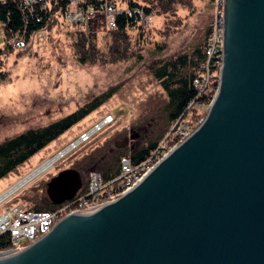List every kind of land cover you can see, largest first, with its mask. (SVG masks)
<instances>
[{"label":"water","instance_id":"95a60500","mask_svg":"<svg viewBox=\"0 0 264 264\" xmlns=\"http://www.w3.org/2000/svg\"><path fill=\"white\" fill-rule=\"evenodd\" d=\"M223 17L219 86L201 123L129 190L63 216L0 264H264V0H224ZM81 185L64 168L47 193L59 203Z\"/></svg>","mask_w":264,"mask_h":264},{"label":"rangeland","instance_id":"374dc122","mask_svg":"<svg viewBox=\"0 0 264 264\" xmlns=\"http://www.w3.org/2000/svg\"><path fill=\"white\" fill-rule=\"evenodd\" d=\"M176 7L181 17L176 27L171 28L162 16L151 13L142 22L148 27L143 33L144 43L138 44L137 31H130L132 35L130 33L123 59H111V35L98 23L92 35V48L101 56L96 62L77 60L73 42L74 28L79 26L68 22V26L36 30L27 44L15 46L12 52L5 54L6 76L0 80V142L75 112L99 95L104 94V99L0 178L1 193L21 182L58 150L83 137L82 133L94 129L49 168L16 189L0 204V213L16 204L26 209L41 205L46 195L41 192L42 189L45 193L46 179L64 168L77 170L84 186L88 174L99 171L97 162L110 159L107 153L112 154L125 138L134 148L162 133L168 96L148 66L156 59L184 51L201 40L212 18L214 2L190 0L188 6L179 4ZM84 33L88 37V33ZM160 42L163 47L158 49ZM106 115H111L112 120L100 124ZM168 132L167 129L159 143L166 141Z\"/></svg>","mask_w":264,"mask_h":264},{"label":"trees","instance_id":"16d2710c","mask_svg":"<svg viewBox=\"0 0 264 264\" xmlns=\"http://www.w3.org/2000/svg\"><path fill=\"white\" fill-rule=\"evenodd\" d=\"M129 2L131 5L134 4L143 8L144 13L147 15L152 13L156 16H162L166 24L172 28L176 27L181 19L176 6L179 4L188 6L190 0H129ZM67 7V0H49L47 10L38 11L40 15H38L39 20H37L31 18L33 14H30L29 8L25 5L22 7L18 0H0V23L3 31L0 44V80L6 76L5 54L12 52L15 46L27 44L32 34L40 28L68 26L69 24L64 18ZM145 28L148 27H144V24L137 21L132 14L118 15L116 26L107 29L111 35L109 47L113 49L111 59H123L126 56L124 50L127 49L125 47L126 43H129L128 39L132 35L130 31H137L135 38H138V44L144 43L143 33H145ZM74 34L73 47L77 60L80 63H93L100 60L101 56L97 50L92 48L94 36L88 35L90 37L88 38L85 36L84 30L77 26L74 28ZM207 35L208 26L203 31L202 39L191 44L188 49L167 57H161L149 64V70L168 96V100L164 104L166 115L164 129L154 140H149L141 146L133 148L126 138L122 144H117L112 154L107 153L110 159L103 158L97 162L96 169L101 172L104 179H109L119 173V162L122 156H129L133 164L144 160L150 151L158 146L164 132L167 129L170 130L175 120L183 116L189 102L197 96L193 79L200 72V63L205 58L204 48ZM162 47L163 42H160L157 48ZM103 96L104 94L93 98L84 107L60 119L36 128L27 129L0 142V178L58 137L61 132L85 115L89 109L100 103L104 99ZM188 113L189 125L192 131L200 124L205 112L192 106L188 109ZM169 141L173 143L175 137L172 135ZM52 204L53 201L48 197L47 200L42 201L41 205H34L31 209H49ZM5 246L7 244L3 238H0V248Z\"/></svg>","mask_w":264,"mask_h":264},{"label":"built area","instance_id":"2783aa9c","mask_svg":"<svg viewBox=\"0 0 264 264\" xmlns=\"http://www.w3.org/2000/svg\"><path fill=\"white\" fill-rule=\"evenodd\" d=\"M18 2L22 7L23 5L28 7L30 14H33L31 18L37 20H39L40 10H47L49 6V0H18ZM213 2L214 11L208 25V35L204 48L205 58L200 63V72L193 79L197 96L189 102L183 116L177 118L172 124L165 137L166 141L159 143L144 160L136 164L132 163L129 156H122L119 162V173L109 179H104L100 171H91L88 174L86 184L81 186L71 198L56 203L49 209L32 210L16 204L1 212L0 238H3L7 246L10 243H21L23 239H28L33 234L41 232L45 224L56 221L59 216H65L73 212L74 209L84 208L83 211L90 212L117 198V192H124L126 187L135 184L139 177L154 167L157 159H162L176 145L177 140L182 137L186 130H191L188 109L193 106L197 110L205 112V107L211 101V98H207L211 78H216V68H219V64H221L220 41L224 30V0H213ZM67 4L68 7L64 12L66 22L78 25L91 36L95 33V28L98 25L106 29L114 28L118 15L132 14L139 22L146 21L150 15L145 14L143 8L134 4L131 5L129 0H67ZM0 28H2L1 23ZM2 34L3 31L0 29V37ZM111 120L112 117L106 115L100 124ZM83 135L85 138L88 136L86 133ZM172 135L175 137V141L168 143ZM17 183L20 184L21 182ZM16 185L0 193V204L23 184ZM89 206L93 207L86 208ZM2 255L6 254H0V256Z\"/></svg>","mask_w":264,"mask_h":264},{"label":"bare ground","instance_id":"6f19581e","mask_svg":"<svg viewBox=\"0 0 264 264\" xmlns=\"http://www.w3.org/2000/svg\"><path fill=\"white\" fill-rule=\"evenodd\" d=\"M220 51H221V64H219V68H216V78H211V84L209 86V91H207V98H211V101L208 102V106L205 107V111L209 109L210 105L213 102V99L215 97V94L217 92L218 86H219V80H220V73H221V68H222V64H223V34H221V41H220ZM111 116V115H110ZM108 122V121H107ZM94 129H91L90 131L87 132V134L91 133V131H93ZM191 133V130H186L185 133H183L182 137H180L179 140H177L176 144L179 143L182 139L186 138L189 134ZM83 134V133H82ZM86 134V135H87ZM84 137H79L77 139V142H80L81 140H83ZM72 148V147H71ZM70 148V149H71ZM169 153V151H168ZM167 153V154H168ZM166 154V155H167ZM165 155V156H166ZM60 156H56L54 158H50L49 160H47L44 164H42L41 166H39L35 171H33L27 178H22L21 179V183L20 184H24L28 181V178H30V176L37 174L41 171L46 170L47 168H49L52 163L57 160ZM164 156V157H165ZM161 159H157V161H155L154 166L160 161ZM147 173V172H146ZM145 174L142 175V177ZM139 177L138 181L142 178ZM137 181V182H138ZM135 182V184L137 183ZM18 185H20L19 183H16ZM135 184H133L132 186H134ZM15 185V184H13ZM13 185H10L9 187H13ZM132 186H128L126 187V189L124 190V192H126L127 190H129ZM8 187V188H9ZM124 192H117V197L120 196L121 194H123ZM79 210V209H74V211ZM63 216H59L56 221H50L48 222V224H45V227L42 228V231L36 234H33V236H30L28 239H23V241L21 243H10L9 246H5L0 248V254H10V253H14L16 251H19L21 248H23L24 246H26L27 244H30L32 242H34L35 240H37L38 238H40L41 236H43L44 234H46L48 232V230L58 221L62 218Z\"/></svg>","mask_w":264,"mask_h":264},{"label":"flooded vegetation","instance_id":"af4514ba","mask_svg":"<svg viewBox=\"0 0 264 264\" xmlns=\"http://www.w3.org/2000/svg\"><path fill=\"white\" fill-rule=\"evenodd\" d=\"M54 174H52L51 176H49L47 179H46V182H45V193H44V191L41 189V192L43 193V194H46V195H44V197H43V201H45V200H47L48 199V197H49V194L47 193V182H48V180L53 176ZM50 199V198H49ZM51 200V199H50ZM54 204H56L54 201H53V204L52 205H54Z\"/></svg>","mask_w":264,"mask_h":264}]
</instances>
